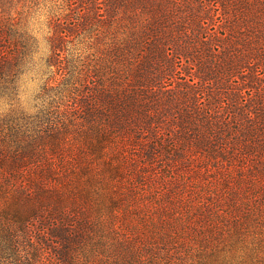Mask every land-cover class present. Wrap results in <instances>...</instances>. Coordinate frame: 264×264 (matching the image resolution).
I'll return each instance as SVG.
<instances>
[{"label": "trees", "instance_id": "trees-1", "mask_svg": "<svg viewBox=\"0 0 264 264\" xmlns=\"http://www.w3.org/2000/svg\"><path fill=\"white\" fill-rule=\"evenodd\" d=\"M0 264H264V0H0Z\"/></svg>", "mask_w": 264, "mask_h": 264}, {"label": "rangeland", "instance_id": "rangeland-1", "mask_svg": "<svg viewBox=\"0 0 264 264\" xmlns=\"http://www.w3.org/2000/svg\"><path fill=\"white\" fill-rule=\"evenodd\" d=\"M36 27L39 29V35L42 39V47H41V54L47 55L49 52V47L47 40L45 39L46 36L49 35L47 31V23H46V16H42L39 20H36ZM22 100L25 105L32 106L34 104V96L40 89V80L37 79L30 73L26 75L23 85H22ZM234 169V167H232ZM235 171V170H234ZM215 184H213V187Z\"/></svg>", "mask_w": 264, "mask_h": 264}]
</instances>
